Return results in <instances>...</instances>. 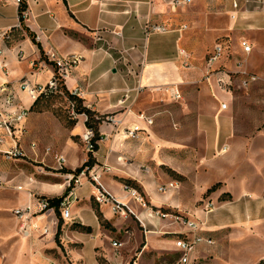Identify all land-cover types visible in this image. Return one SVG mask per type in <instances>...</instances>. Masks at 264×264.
<instances>
[{
	"label": "crops",
	"instance_id": "1",
	"mask_svg": "<svg viewBox=\"0 0 264 264\" xmlns=\"http://www.w3.org/2000/svg\"><path fill=\"white\" fill-rule=\"evenodd\" d=\"M24 1L29 13L23 23L24 29L15 28L8 41L0 36L2 59L9 69L8 75L0 76V85L8 82L31 111L34 102L26 91L19 89L18 81L26 78L33 84H46L54 72L53 64L48 61L49 55L81 56L83 59L67 78L66 87L70 91L79 89L86 105L103 116L99 125L103 138L94 152L95 164L110 167L103 172L105 186L116 197L130 203L146 225L142 232L139 221L116 218L108 206L95 201L94 187L85 182L76 190L77 199L72 202L73 224L90 226L92 231L75 230L72 238L85 248L112 247V243L106 241L111 238L123 243L119 249L139 247L137 243L142 241L144 251L150 247L177 250L173 245L175 239L164 235L175 234L177 237L185 233L186 227L154 217L148 209L141 207L124 191L127 181L135 182L152 205H183L194 218L205 220L197 231L202 236L213 238L217 231L225 234L231 229H241L264 237V126L253 138L240 137L230 108L232 95L220 85L217 76H212L199 94L192 97L191 105L185 98L183 88L194 70L187 65L188 52L184 55L180 51L185 49L187 42L185 12L193 5V0L185 7H173V0ZM229 9L231 11V5ZM244 14L264 15V10L241 15ZM17 24L15 0H0V35ZM155 25H162L165 30H153ZM195 45L200 54L202 41ZM19 53L23 58H19ZM33 61H38L40 67L32 68ZM204 70H201L202 76ZM176 93H179L178 97ZM223 102L228 103L227 109H222ZM175 105L182 110L188 108V114L195 115L196 128L192 132L182 130L183 143L178 145L183 154L185 150H191L189 154L195 156L192 150L198 151L199 168L186 172L183 165L179 162L177 165L178 172L191 174L192 196L186 191L181 192L176 180L171 181H176L177 186L160 192L149 166L153 156L159 153L155 148L163 145L157 131L162 129L164 121L168 126L166 109ZM141 114L153 123L142 119ZM107 115L120 121L118 128L105 120ZM134 125L142 128L137 139L129 138L123 132ZM86 128L81 118L77 130L84 134ZM187 139L192 143L186 145ZM78 161L70 156L69 170L77 169ZM214 185L217 187L208 193L214 207L208 211L194 207L200 195ZM42 188L47 192L56 191L52 187ZM174 192H177L176 196ZM31 200L26 192L23 203ZM98 210L109 227L102 224ZM222 245L221 241L216 245L203 242L197 247L203 252L208 247ZM120 261L116 260L119 264L124 263Z\"/></svg>",
	"mask_w": 264,
	"mask_h": 264
},
{
	"label": "rangeland",
	"instance_id": "2",
	"mask_svg": "<svg viewBox=\"0 0 264 264\" xmlns=\"http://www.w3.org/2000/svg\"><path fill=\"white\" fill-rule=\"evenodd\" d=\"M193 1V5L185 12L184 22L187 34L184 48L189 56L187 65L194 70V75L183 88L187 104L191 105L194 101L192 97L199 94L201 88L217 76L220 85L232 95L230 108L236 132L240 137L253 138L264 126V15L244 14L235 21L230 16L228 0ZM244 40L253 46L249 56L243 52ZM197 41L203 43L200 54L195 48ZM216 44L223 46L224 53L217 62L209 64L211 51ZM238 62L242 63L241 67ZM202 68L205 69L203 76L200 74ZM244 70L256 74L258 80L245 85L242 73ZM220 71L222 73H218ZM220 77L224 78V82L220 81ZM69 92L71 93L70 90ZM74 105L76 107V101L68 93L42 98L32 107L25 123L26 129L21 135V144L27 155L19 160H6L0 154V264H119L117 259L124 261L123 264H178L181 253L175 248L150 247L144 251L142 241L137 243L139 247L119 249L111 245L112 247L85 248L72 238L75 230L82 232L73 226V214L68 221L63 219L61 209L38 211L39 200L43 198L58 197L65 193L68 196L72 188L76 192L85 182L92 185L89 175L82 177L77 183L73 173L67 172L71 169L70 156L79 160L78 168L89 159L90 153L94 155V152L87 150L83 134L77 130V124L83 116L75 117L72 113ZM83 105L87 106L84 99ZM166 113L168 126H165L164 121L162 129L157 131L163 145L155 148V152L159 153L153 156L149 164L150 171L155 176L157 185L176 180L180 183L179 190L192 196L191 174L178 172L177 165L178 162L183 165L186 172L194 167L199 168L200 157L196 156L198 151L192 150L195 156L189 154L191 150H185L183 154L178 145L183 143L182 130L192 132L196 128L195 115L188 114V108L182 110L176 105L166 109ZM33 143L37 144L36 150L31 148ZM191 143V139L185 140L186 145ZM60 155L67 158V164L63 168L57 162ZM18 185L23 186V189H16ZM45 186L56 191L47 192L42 188ZM140 188L144 191L142 186ZM24 192L32 199L26 204L23 203ZM173 194L176 196L177 192ZM212 201L206 192L200 195L193 206L208 211L214 207ZM28 205L33 207L25 219L16 211ZM149 205L150 208L184 217L179 222H175L173 218L161 219L181 224L186 227L185 233L190 232L186 226L187 220L206 223L205 220L194 218L191 211L183 208L182 204L181 207L167 204L154 206L149 202ZM59 226L61 232L57 234ZM25 229H29V236L24 235ZM139 229L145 231L144 227L139 226ZM164 237L173 240L177 238L175 234ZM112 240L106 238L110 244ZM212 240L213 244L210 245L221 241L223 247H208L203 252H199L196 247L188 264H258L264 260L262 236L245 233L241 229H231L230 233L225 234L214 232ZM173 245L176 247L175 242Z\"/></svg>",
	"mask_w": 264,
	"mask_h": 264
},
{
	"label": "built area",
	"instance_id": "3",
	"mask_svg": "<svg viewBox=\"0 0 264 264\" xmlns=\"http://www.w3.org/2000/svg\"><path fill=\"white\" fill-rule=\"evenodd\" d=\"M231 5L230 16L233 20H237L242 13L248 12H261L264 10V0H229ZM192 0H173V7H185L190 4ZM15 3L18 7V24L15 27H12L5 32H3L0 36L6 41L11 39L12 32L15 28L24 29V21L29 17L28 7L22 8L25 4L24 0H15ZM153 30L163 31L165 30L162 25L153 26ZM38 39V37H37ZM98 39H101L98 37ZM243 52L246 56H249L253 51V46L247 40L242 42ZM181 54H186V49H182L180 51ZM223 46L221 44H217L214 50L209 57V64H213L217 62L220 57L223 55ZM2 49H0V76L8 75L9 69L7 64L2 59ZM19 58H23V55L19 53ZM82 57L76 54L69 55L67 57H56L54 55L48 56V61L53 64V76L49 79L46 84H39L28 81L26 78H21L19 82V88L22 91H26L29 95V98L35 102L41 96H51L58 94H66L64 85L66 86V80L70 77L76 67L82 61ZM186 64V63H185ZM240 67L242 66L241 62H238ZM32 68H39L40 63L38 61L31 62ZM218 73H222L221 71ZM245 78V85H248L251 82L258 80L256 74L248 72L247 70L242 71ZM223 74L230 77L227 72ZM220 81L224 82V78L220 77ZM231 80V79H230ZM73 95L80 96L79 89H73L71 91ZM177 97L179 93H176ZM222 109H227L228 103L223 102L221 105ZM30 113V107L24 105L21 100H19L18 94L14 88L8 85V82L0 85V154L6 160H19L24 158L27 155V152L23 148L21 144V135L24 133L26 129L25 121ZM72 113L75 117L83 116V120L86 122L89 120V116L85 113L78 114L75 111V105L73 106ZM77 113V114H76ZM140 117L148 121V123L152 124L153 120L147 117L145 114H141ZM105 120L108 123H111L116 128L119 127L120 121L116 120L112 115H107ZM142 131L140 125L129 126L124 129V134L133 139H137L139 137V133ZM94 130L93 128H86V132L83 134V141L86 145V148L89 152H94ZM31 148L33 150L37 149V144L33 143ZM57 162L60 168H63L67 164V158L64 155H60L57 158ZM147 169V168H146ZM106 170H110L106 164L103 165H93L91 167H84L80 173H73V177L76 178V182L79 183L82 177H86L89 175L90 182L92 183L95 192L93 194L95 201L99 205L108 206L111 212L115 217L123 219V221H127L129 219L135 218L140 224L146 229L145 223L140 219L138 212L133 208V206L118 197H116L104 184L103 182V172ZM178 183L175 181H171L166 184H161L158 186V190L160 192H166L169 188L177 186ZM124 191L126 194L137 201L141 207L148 209L154 217L159 218H173L175 222L182 221L184 217L181 215H171L161 211L160 209L150 208L149 201L146 196L140 189L130 184H124ZM16 189L22 190L23 186L18 185ZM75 188H72L69 192L68 196H65L63 200L60 202V207L62 217L65 220L70 221L72 219V202L77 199V196L74 192ZM32 205H28L24 209H18L16 212L20 214L21 217L27 218L26 215L32 211ZM55 209L51 207L50 201L48 198H43L39 200L38 203V211L43 212L45 210ZM37 211V212H38ZM202 223H198L196 220H187L186 226L188 227V233H184L183 236H178L175 239L176 249L179 253H181V258L178 264H188L190 262V256L194 253L198 244L206 242L208 244H213V240L210 237H205L197 233L200 229V225ZM24 228V227H23ZM25 236H29V229H25L23 231ZM121 241H112V245L115 248H119L122 246Z\"/></svg>",
	"mask_w": 264,
	"mask_h": 264
},
{
	"label": "trees",
	"instance_id": "4",
	"mask_svg": "<svg viewBox=\"0 0 264 264\" xmlns=\"http://www.w3.org/2000/svg\"><path fill=\"white\" fill-rule=\"evenodd\" d=\"M22 8H25V4L22 6ZM31 35L33 36V41L35 43L39 44L36 41L34 35L33 34H31ZM39 47L41 48L40 44H39ZM42 57H43V53H42ZM64 89H65V92L68 93L69 96L76 101L75 111L78 114L85 113V114H87L89 116V120L86 122V126L89 127V128H93V130H94L93 143H94V152H95L98 149L99 140H101L103 138L101 133H100V131H99V125L101 123V120L103 119V116L97 114L91 108L83 105V99L81 97H79V96H75V95L71 94L69 92L68 88L65 85H64ZM44 97H49V96H41V97H39L33 103L32 107H34L39 102V100H41ZM95 163H96L95 157H94L93 153H90L89 154V159L81 167H78L74 171L68 170L67 172L78 174V173H80V171L84 167H91V166L95 165ZM126 183L137 187V184L135 182L127 181ZM216 187H217V185H214L212 188L208 189L207 193L213 191ZM66 194L67 193H65L62 196H58V197H49L48 200L50 201L51 207L55 208L56 211H58L59 207H60V202L63 200V198L66 196ZM98 216H99L100 220H102V214H101V212L99 210H98ZM102 224L106 225V226H109L107 223L105 224L103 221H102ZM73 226L76 227V228H79V229H81L83 231H86L88 233H90L92 231V228L90 226H84V225L77 224V223H74ZM60 232H61V229H60V226H59L57 234H59ZM258 264H264V260L260 261Z\"/></svg>",
	"mask_w": 264,
	"mask_h": 264
},
{
	"label": "water",
	"instance_id": "5",
	"mask_svg": "<svg viewBox=\"0 0 264 264\" xmlns=\"http://www.w3.org/2000/svg\"><path fill=\"white\" fill-rule=\"evenodd\" d=\"M114 72H116V69H113Z\"/></svg>",
	"mask_w": 264,
	"mask_h": 264
},
{
	"label": "bare ground",
	"instance_id": "6",
	"mask_svg": "<svg viewBox=\"0 0 264 264\" xmlns=\"http://www.w3.org/2000/svg\"><path fill=\"white\" fill-rule=\"evenodd\" d=\"M41 219H42V216H41Z\"/></svg>",
	"mask_w": 264,
	"mask_h": 264
}]
</instances>
